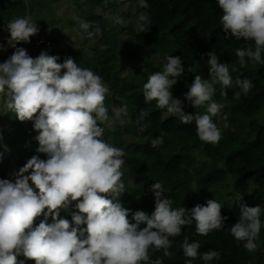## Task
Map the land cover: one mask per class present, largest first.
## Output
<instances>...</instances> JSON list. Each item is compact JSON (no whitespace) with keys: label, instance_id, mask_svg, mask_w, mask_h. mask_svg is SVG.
<instances>
[{"label":"clouds","instance_id":"1","mask_svg":"<svg viewBox=\"0 0 264 264\" xmlns=\"http://www.w3.org/2000/svg\"><path fill=\"white\" fill-rule=\"evenodd\" d=\"M136 3L140 9L149 7L148 0ZM216 5L222 9L224 40L244 41L235 51L240 66L264 65V0H216ZM56 15H63V9ZM109 19L115 24L123 22L121 17ZM74 20L81 39L102 34L88 20ZM149 25L141 11L137 27L144 32ZM3 31L9 36L6 44H0V51L8 47L14 51L0 62V108L14 113L20 122H32L38 147L37 155L14 169L9 178H0V264H26L28 260L35 264H163L161 259L151 258L150 250H163L170 257L173 241L183 235L185 226L195 224V232L201 236L222 229L227 218L215 199L191 209L174 207L173 200L163 195L160 182L149 189L155 203L151 214L126 208L121 200L125 152L108 143L104 132L106 122L128 116V106L114 108L110 115L105 106L109 88L96 72L80 67L71 57L59 63L60 57L48 51L33 58L24 47H18L30 43L39 32L31 16L12 19ZM207 56L208 78L196 75L184 94L192 107L205 109L204 114H185L183 102L173 97L172 88L185 72L180 57L167 56L163 70L148 75L143 97L145 103L155 101L158 109L179 117L184 125L194 122L199 140L216 145L222 132L213 118L223 107L213 99L217 85L238 89L233 93L237 99L254 85L248 78L234 81L228 63L220 62L215 51ZM221 95L227 92L221 91ZM147 127L142 125L139 131ZM163 143L159 136L151 140V147ZM3 156L0 152V163ZM238 202L239 217L230 234L251 252L264 228V208L249 206L243 198ZM180 246L184 264H194L197 259L213 264L220 259V252H201L200 242L188 236Z\"/></svg>","mask_w":264,"mask_h":264},{"label":"trees","instance_id":"2","mask_svg":"<svg viewBox=\"0 0 264 264\" xmlns=\"http://www.w3.org/2000/svg\"><path fill=\"white\" fill-rule=\"evenodd\" d=\"M42 1L32 0L28 3L27 0H0V44H6L9 36L3 31L5 23L24 17L32 9L31 5ZM73 2L80 10L75 17L88 20L93 29L99 27L101 39L91 49V56L86 54L85 48L72 46L49 54L59 56V63L71 57L80 67L96 71L109 86L105 106L110 115L114 108L128 106V116L123 117L126 120L111 122L104 132V139L108 143L125 152L126 162L121 169L125 184V192L121 196L124 206L132 212L144 210L151 214L155 203L149 189L152 184L160 182L165 191L163 195L173 200L174 207L191 209L197 204L206 205L207 200L215 199L222 206V215L227 218L221 230H214L207 236L197 235L195 224L185 226L182 229L183 235L173 241L169 250L170 257L164 256L163 250L151 249V258L161 259L163 264H184L185 257L180 245L184 236H188L190 240L200 242L201 252H220V259L213 261V264H264V228L256 241L257 248L251 252L230 234L231 226L238 221L240 198L249 206L260 205L264 208V122L258 118L264 113V65L248 63L244 67L240 66L235 51L244 46V41L234 38L224 40L220 25L222 9L217 7L216 0H148L147 9H140L136 0ZM129 3L135 4L136 17L142 11L149 18L147 31L141 32L138 27H126L122 23L112 31V20L94 11L112 9L111 17L123 19L125 14L120 6ZM72 22L79 32L74 18ZM124 32L129 36L122 42L120 36ZM91 39L84 40L89 42ZM131 41L147 49L144 57H159V64L147 61L144 68L134 69L124 75L125 67L121 62L117 64L121 59L116 51ZM17 46L27 49L25 43ZM166 50L174 57L189 58L195 66L190 75L184 72L178 78V83L172 88L174 98L188 91L196 75H200L202 79L208 78L207 53L211 51L216 52L220 62L228 63L234 81L248 78L253 82L252 90L238 99L233 94L238 89H221L217 85L213 99L219 104H226L228 112H220L218 117L213 118L214 122L219 126L223 118L233 125V130L222 132V139L218 144L200 141L194 122L184 125L179 117L169 116L166 110L158 109L155 101L144 102L143 85L149 74L163 70L166 60L160 53ZM13 51L11 47L7 51H0V62H4ZM127 55L134 57L133 53L124 56ZM35 57L37 56L33 58ZM221 91H226L227 95L222 96ZM182 110L193 116L206 111L195 109L187 101ZM142 125H148L144 132L139 131ZM36 135L31 121L20 122L10 111L0 115V152L4 153L0 163V178H9L14 169L18 170L29 158L37 155L38 142L34 139ZM159 136L164 138V143L158 148H152L151 140ZM199 150L205 156L201 162L196 156ZM40 155L42 159L45 158L43 154ZM217 184L222 189L232 187L229 194L239 196L228 209L223 205L220 193L214 189ZM62 215L71 220L69 214ZM261 219L264 220V216ZM35 223H39V218ZM26 264L35 262L28 260ZM194 264H202V261L197 259Z\"/></svg>","mask_w":264,"mask_h":264},{"label":"rangeland","instance_id":"3","mask_svg":"<svg viewBox=\"0 0 264 264\" xmlns=\"http://www.w3.org/2000/svg\"><path fill=\"white\" fill-rule=\"evenodd\" d=\"M29 1L31 2L32 0H27L28 3ZM31 7L32 9L24 17L31 16L33 21L37 22L39 31L42 29L44 30V28H51L53 29L52 32L55 33L56 47L51 49V51H48V53L50 54L56 53V51L62 48L72 46V47H78V48L83 47L85 48V52L87 55H90V56L92 55L91 49L97 43H99L101 38L100 36H95L89 42L85 41L84 39H81L79 32H77L78 30L76 28V25H74L72 22L73 18L80 13V10L76 7L73 0H43L40 3H34L33 5H31ZM61 9H63V15L57 17L56 14ZM120 9L125 14V16L122 19L123 20L122 24L125 25L126 27H132V28L137 27V17L135 15V12H136L135 4L129 3L127 5L120 6ZM94 11L95 13H101L106 18H109L113 15L112 9H110L109 11H103L102 9H97V10L94 9ZM118 26L119 24L113 23L111 24L110 29L114 31L115 29L118 28ZM128 36L129 34L127 32H124L121 34L120 40L124 42ZM34 37L35 36L30 38V43H25L27 47L26 50L28 54L32 57L38 56L41 53L40 50H37L35 48V45L33 43ZM165 48L169 50L167 46H165ZM167 50L162 51L160 54L165 58L167 56L174 57L170 52L168 53ZM146 51L147 49L145 47L136 45L132 41L126 42L125 44H123L122 46L118 48L116 52H117V55L119 54V57L121 60H119L117 64L121 62L124 65L125 67L124 68L125 71H123L124 75L129 71L131 72L134 71V69L144 68V66H146L145 64L147 63V61L154 62L157 65L159 64L160 58L157 56L148 57V58L144 57V55H146L147 53ZM129 53H133L134 57L128 56V55L124 56L125 54H129ZM180 58L182 59V63L184 65L186 75L188 74L190 75V73H192L195 70L194 63L193 62L191 63L189 58H186V57H180ZM2 61H3V58H2ZM188 69H190V71ZM106 86L109 88L108 85ZM177 98L183 102V105L185 104L186 99H185L184 94L179 95ZM116 108H119V107H116ZM5 112H7V110L0 108V115H3V113ZM220 112L222 114L224 112L226 113L228 112V107L226 104L223 105ZM258 118L260 121L264 122V113H262V115H260ZM121 120L124 121L126 119L122 117ZM225 124H227V127H225ZM107 125L108 123L105 124V129ZM218 127L221 129V132H224L226 130H233V125L228 122H225L223 118H221ZM196 156H197L198 161L200 162L205 159L203 152H201L200 150L199 152H196ZM214 189L217 193H220V195L222 196L224 200L223 205L225 206L226 209H228L233 204V202L239 199V196H237L236 194H233V195L229 194L230 190H233L232 187L227 186L225 189H222L220 187V184H217L214 186Z\"/></svg>","mask_w":264,"mask_h":264},{"label":"built area","instance_id":"4","mask_svg":"<svg viewBox=\"0 0 264 264\" xmlns=\"http://www.w3.org/2000/svg\"><path fill=\"white\" fill-rule=\"evenodd\" d=\"M51 28H44L40 30L34 37V45L37 50L47 51L56 47L55 33Z\"/></svg>","mask_w":264,"mask_h":264}]
</instances>
